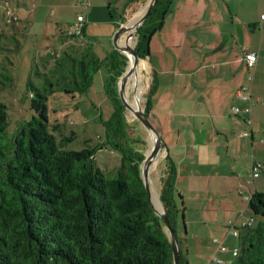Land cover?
<instances>
[{"label": "crops", "instance_id": "0c3cea01", "mask_svg": "<svg viewBox=\"0 0 264 264\" xmlns=\"http://www.w3.org/2000/svg\"><path fill=\"white\" fill-rule=\"evenodd\" d=\"M22 1L33 6L28 21L42 7L54 11L61 22L64 48L71 55L89 52L103 59L116 49L112 38L98 52L85 43L86 37L97 36L101 25L114 32L117 22L126 21L144 0H89L88 9L81 0ZM143 11H136L128 22L134 24ZM80 13L86 17L84 36L70 37L66 28ZM19 20L24 21L20 14ZM246 37L251 40L247 46ZM133 38L132 34L127 41L122 36L121 46L132 48ZM263 43L264 0H173L162 27L151 37L145 106L165 143L163 175L170 164L176 172L174 229L187 264H233L240 237L229 231L228 224L235 220L242 233L243 222L253 223L248 198L251 193H264V172L252 175V166L264 163V118L260 117L264 96L257 94L251 113L232 111L233 105L241 109L249 105L235 101V93L249 85L250 74L259 79L263 73ZM247 52L258 54L254 67L247 65ZM140 76L144 78V72ZM249 118L254 120L249 123ZM157 176L154 187L159 192ZM215 239L226 249H218ZM213 256L222 261H213Z\"/></svg>", "mask_w": 264, "mask_h": 264}, {"label": "trees", "instance_id": "16d2710c", "mask_svg": "<svg viewBox=\"0 0 264 264\" xmlns=\"http://www.w3.org/2000/svg\"><path fill=\"white\" fill-rule=\"evenodd\" d=\"M172 1L159 0L139 27L135 46L142 58L148 56L151 37L162 27ZM65 59L71 64L68 80L64 75L56 85L73 96L87 90L93 71L107 66L116 102L108 133L111 137L126 127L118 82L127 57L114 49L103 59L68 51ZM116 62L122 68L115 76L111 72ZM2 71L0 82L1 77L12 79ZM47 84L54 83L32 85V118L20 121L12 135L8 106L0 102V264H173L170 240L143 183V152L129 143L122 148L115 144L121 164L113 173L96 161L103 144L68 149L77 135L72 131L57 137L60 125H52L49 116ZM145 113L149 116L148 104ZM175 175L170 164L159 195L173 227ZM249 209L253 217L264 218V193L253 194ZM240 237L233 264H264V222L245 227ZM180 264H187L182 255Z\"/></svg>", "mask_w": 264, "mask_h": 264}, {"label": "rangeland", "instance_id": "374dc122", "mask_svg": "<svg viewBox=\"0 0 264 264\" xmlns=\"http://www.w3.org/2000/svg\"><path fill=\"white\" fill-rule=\"evenodd\" d=\"M20 1L21 5L18 4V0H0V71L4 69L3 73L7 72L12 76V79L1 77L0 82V102L8 106L10 114L9 134H13L20 121L32 118V85L41 87L44 82L52 81L53 85L47 84V104L52 125H60L59 130L55 133L58 138L69 135L72 131L76 132L77 135V138L67 145L68 149H81L85 146L91 147L103 144L104 146L96 152V161L103 170L112 171L113 173H115L121 164V152L115 147V144L122 148L129 143L131 146H135L142 151L146 158L148 152L154 146L155 137L127 107H123L126 127L120 130L117 129L115 133L111 132V137L108 133L110 125L113 122L116 102L114 100V85L111 84L112 80L108 79L110 70H108L107 66L93 71L92 83L86 91H76L75 96L66 93L60 85H56V80L62 78L64 75H66L64 80H68L67 76H69L68 72L69 68H71L69 66L71 65L70 62L67 63L65 59L67 48H64L61 39V35L63 34L61 32V22L54 15V11L48 6L47 8L42 7L38 9L34 20L28 21L27 19H29L31 14L29 9L33 6L25 4L22 0ZM148 2L149 0H144L139 4L131 12L126 21L124 19L120 20L121 23L118 21L114 32L109 31L110 27L108 26L101 25V28L98 26L97 28L100 29V32H98L97 36L86 37L85 43L98 52L103 51L104 46L109 43L110 38H112V42L114 43L113 39L119 28L125 22H128L131 15L136 11L141 8L145 10ZM139 13L135 14L133 18L138 16ZM18 14H20V19H24V21H18ZM132 34H134L132 49H136L138 32L136 36L134 31L125 32L123 35L124 40L130 41ZM82 35L84 36V29ZM243 41L247 43L245 44L246 46L251 42L248 37L244 38ZM73 55L80 56L78 54ZM128 59L127 57L123 74L128 68ZM59 61L63 65L58 66ZM140 61L145 64V90L139 99V107L141 106L145 111V96L148 92L146 61H149V57L143 58ZM132 64L133 62L131 61ZM121 68L122 66L116 62L111 74L116 76ZM252 76L253 80H250L248 84L251 87L250 95H252L251 90L255 87L254 99L252 100L254 105L257 94L264 96V67L259 79L256 73ZM128 81L135 80L128 79ZM256 82L258 85L255 84ZM260 117L264 118V114ZM253 120L251 118V121ZM107 137H109L110 143H106ZM160 156L156 161L157 167L151 173L152 176L157 175V173L159 174V192L154 187L159 195L165 168L163 153ZM156 180L155 176L154 183ZM249 215L250 218H253V223L250 221V226L254 224L253 227H257L260 223L264 222V218L261 216L254 215L253 217L251 212ZM239 248L241 249V239H239ZM207 264L217 263L208 261Z\"/></svg>", "mask_w": 264, "mask_h": 264}, {"label": "water", "instance_id": "95a60500", "mask_svg": "<svg viewBox=\"0 0 264 264\" xmlns=\"http://www.w3.org/2000/svg\"><path fill=\"white\" fill-rule=\"evenodd\" d=\"M159 0H149L147 3L146 9L143 12L141 18L139 19L138 27H137V32L139 30V27L144 23V21L148 18L150 13L153 11L155 5L157 4ZM127 22H125L117 31V33L114 36V45L118 51L123 53L128 57V54L125 52L124 48L121 46L120 41L124 33L127 31ZM131 52L133 53L134 57V62L131 66L127 68L125 73L122 75L118 82V91L119 95L121 97L122 103L125 107H127L129 110H131L137 117L138 119L143 123V125L150 131L153 132L156 135V140L154 143V146L150 152H148V155L146 156L143 166H142V179L144 186L146 188L147 194H148V199L149 202L151 203L156 215H158L161 219V222L164 226V230L170 240L171 243V248H172V254H173V264H180V248H179V243H178V238L176 236V231L174 227L172 226L166 212L165 208L162 204V211H159L156 209L152 198H151V185L149 181V176H150V170L151 167L154 163V161L160 156L162 153L165 143L160 136L158 130L156 127L152 124L149 116L145 113V111L142 109L140 106L138 109H134L132 105L127 101L125 97V89L126 85L128 82V79L130 75L137 70V67L140 63V60L143 58L137 53L136 49H131Z\"/></svg>", "mask_w": 264, "mask_h": 264}, {"label": "built area", "instance_id": "2783aa9c", "mask_svg": "<svg viewBox=\"0 0 264 264\" xmlns=\"http://www.w3.org/2000/svg\"><path fill=\"white\" fill-rule=\"evenodd\" d=\"M81 5L88 9L89 6H90V1L89 0H81ZM85 21H86V17H85V14H78L76 19L70 23L67 28H66V32L67 34L70 36V37H75V38H81L83 35V29H84V26H85ZM245 60L247 62V65L249 67H254L257 63V60H258V54L256 52H247L246 55H245ZM253 74H250L249 75V80H253ZM250 89L251 87L249 85H242L241 87H239L235 93V98L234 100L235 101H239V100H244V101H248L249 102V105L244 108V109H241L239 106L237 105H233L232 106V111L235 113V114H239L241 111H245L247 113H251V109H252V105H253V101H252V96L250 95ZM248 122L251 123V118L248 119ZM264 172V163H255L253 166H252V175H253V178L255 177H258L261 173ZM253 196V193H251V196L248 198L249 200H251ZM251 225V222H243L241 227H246V226H250ZM228 227H229V231L237 236V237H240L241 236V232H240V226L237 225V222L236 221H233L231 220L228 224ZM215 241L219 242L218 244V249H222V250H225L226 247L223 245L222 241L219 240V239H215ZM240 253V250L237 248V249H234L233 250V254L235 256H238ZM212 260L213 261H217V262H221L222 260L217 258L216 256H213L212 257Z\"/></svg>", "mask_w": 264, "mask_h": 264}, {"label": "bare ground", "instance_id": "6f19581e", "mask_svg": "<svg viewBox=\"0 0 264 264\" xmlns=\"http://www.w3.org/2000/svg\"><path fill=\"white\" fill-rule=\"evenodd\" d=\"M142 14H141V16H142ZM141 16L134 22V24H130L129 22H127V28L128 29H127L126 32H128V31H134L135 36H136V30H137L138 23H139V19L141 18ZM120 44H121V41H120ZM131 49L132 48L130 47V48H128L126 50L124 49V50L128 54V58L130 59V61L134 62V57L135 56L131 52ZM144 71H145V64H144V62H141L140 61L139 65L137 67V70L135 72H133L130 75V77H129V79L135 80V81H128L127 82V85H126V89H125V93L124 94H125V97H126L127 101L132 105V107L134 109H138L139 108V99H140L142 93L145 90L144 89V78H141V76H140L141 73L144 72ZM144 76H145V74H144ZM151 133L155 137V140H156V135L153 132H151ZM158 159H159V156L154 161V163H153V165L151 167L149 181H150V185H151V198H152V201H153L156 209L159 210V211H162V203H161V201L159 199V196H158L159 194H158V192L154 188V179H155V176L156 177H158V176L157 175H155V176H152L151 175V173L154 171L155 167H157L156 166L157 165L156 164V161Z\"/></svg>", "mask_w": 264, "mask_h": 264}]
</instances>
